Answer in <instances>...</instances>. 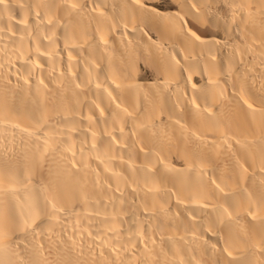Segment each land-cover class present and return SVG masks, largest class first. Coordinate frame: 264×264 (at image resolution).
Listing matches in <instances>:
<instances>
[{
  "label": "bare ground",
  "instance_id": "6f19581e",
  "mask_svg": "<svg viewBox=\"0 0 264 264\" xmlns=\"http://www.w3.org/2000/svg\"><path fill=\"white\" fill-rule=\"evenodd\" d=\"M0 264H264V0H0Z\"/></svg>",
  "mask_w": 264,
  "mask_h": 264
}]
</instances>
